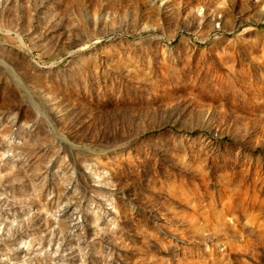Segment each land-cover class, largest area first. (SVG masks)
Listing matches in <instances>:
<instances>
[{"label": "rangeland", "instance_id": "obj_1", "mask_svg": "<svg viewBox=\"0 0 264 264\" xmlns=\"http://www.w3.org/2000/svg\"><path fill=\"white\" fill-rule=\"evenodd\" d=\"M0 264H264V0H0Z\"/></svg>", "mask_w": 264, "mask_h": 264}, {"label": "trees", "instance_id": "obj_2", "mask_svg": "<svg viewBox=\"0 0 264 264\" xmlns=\"http://www.w3.org/2000/svg\"><path fill=\"white\" fill-rule=\"evenodd\" d=\"M223 138H225V137H223ZM226 139V138H225Z\"/></svg>", "mask_w": 264, "mask_h": 264}]
</instances>
